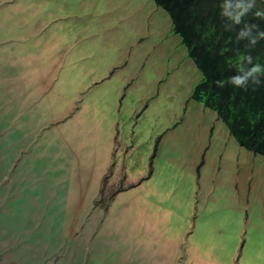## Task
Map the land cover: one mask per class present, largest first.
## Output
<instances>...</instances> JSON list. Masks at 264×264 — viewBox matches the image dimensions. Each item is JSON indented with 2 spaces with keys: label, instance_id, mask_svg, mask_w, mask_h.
Instances as JSON below:
<instances>
[{
  "label": "rangeland",
  "instance_id": "obj_1",
  "mask_svg": "<svg viewBox=\"0 0 264 264\" xmlns=\"http://www.w3.org/2000/svg\"><path fill=\"white\" fill-rule=\"evenodd\" d=\"M200 79L152 0H0V264H264V157Z\"/></svg>",
  "mask_w": 264,
  "mask_h": 264
},
{
  "label": "trees",
  "instance_id": "obj_2",
  "mask_svg": "<svg viewBox=\"0 0 264 264\" xmlns=\"http://www.w3.org/2000/svg\"><path fill=\"white\" fill-rule=\"evenodd\" d=\"M152 1L201 75L190 99L213 111L241 148L264 157V74L246 89L229 83L241 65L264 66V0Z\"/></svg>",
  "mask_w": 264,
  "mask_h": 264
},
{
  "label": "clouds",
  "instance_id": "obj_3",
  "mask_svg": "<svg viewBox=\"0 0 264 264\" xmlns=\"http://www.w3.org/2000/svg\"><path fill=\"white\" fill-rule=\"evenodd\" d=\"M226 14V13H225ZM239 21V18L237 17V22ZM264 36V34H261ZM252 43H255V40L252 41ZM246 64H252V57L248 56L245 58ZM240 74L234 77H231L229 80V83L234 85L238 88H245L247 87V84L249 81H251L254 84L259 83V77L258 74H264V66L255 64L252 65L250 68H245L243 65L239 67ZM218 86H223V82H217Z\"/></svg>",
  "mask_w": 264,
  "mask_h": 264
}]
</instances>
